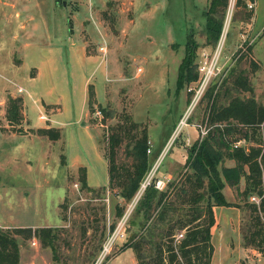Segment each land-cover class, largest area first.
<instances>
[{
    "label": "rangeland",
    "instance_id": "obj_1",
    "mask_svg": "<svg viewBox=\"0 0 264 264\" xmlns=\"http://www.w3.org/2000/svg\"><path fill=\"white\" fill-rule=\"evenodd\" d=\"M65 1L67 7L63 5L57 9L60 16L67 13V16H64L67 22L70 17L69 12L73 9V0ZM257 1L258 30L264 22V0ZM56 3L61 5L60 1L56 0ZM208 3L209 0H161L160 10L163 13L157 11L154 15L156 18L147 20L143 18L139 24L135 23L132 29L129 28L128 43L122 50L128 65L124 64L120 71H112L115 75L113 73L108 75V78H113L120 74L123 82L119 84L116 80L107 82L109 85L106 102L94 107L95 110L100 109L101 116L89 112L87 117V123L94 129L102 155L107 149V138L112 131L111 127L116 124L121 125L124 133L134 132L131 123L137 124L138 130L145 128L151 148L154 145L153 137L156 140L161 139V145L155 147H162L152 148L151 154L148 155L151 164L181 120H184L178 136L159 163L156 172V175L160 172L169 174L171 177L169 183L172 185L176 183L178 185L190 173L184 165L188 149L195 142L199 143L213 127L207 120L211 102L225 105L231 95L237 94V89L232 88L231 83H226L230 74L233 77L242 75L249 79L252 91L241 92L242 97L252 95L257 102L264 104V26L255 34H247L250 20L257 10L254 8L255 4L249 8L248 0H240V2L236 0L230 16L227 14V4L221 33L213 46L206 42L204 12L208 8ZM114 6L109 2L106 6L107 12L117 8ZM107 15L105 21L111 28L119 24L116 14ZM128 16L132 17L130 11ZM169 35L176 45L172 53L173 61L170 63L168 94L160 97L157 94L158 87L152 80L159 71H153L154 75L149 81L146 76L147 67L150 59L156 58V48H161ZM147 38H153L152 42L147 41ZM188 39L195 48L191 66L197 79L189 83L184 82L179 87L178 63L181 64L185 57V43ZM219 43L222 49L217 51ZM145 50L151 53L149 60H141L140 55H136ZM210 58L217 59L215 74L203 92L195 97L194 89L197 88L200 76L199 66ZM102 72L103 69L96 71L95 77L98 79L96 82L102 79ZM5 74L12 76L11 72L5 73L0 70V100L3 101L0 104V229L11 231L16 228L50 227L57 235L52 248L42 247L37 238H27L22 234L14 235L19 244V264H96L107 237L123 220H125L124 237L116 240L110 252L99 264H107L108 259L118 253L124 247V243L130 239L137 241L140 237H144L145 240H150V248L148 244L145 247L146 254L154 249L155 243H164L156 231L154 235L149 232L153 225L157 227L159 224L155 222V212L150 223L146 222L148 223L146 230L141 228L140 223L143 221L141 212L138 213L135 208L140 198L137 197V193L130 202H126L112 192L113 190L108 189L107 185L88 186L90 190L81 187L82 184L78 180L82 175L81 172L66 167L62 140L56 143L50 154L45 153L42 158L41 148L43 147L44 150V145L40 142L42 139L38 136L40 134L35 133L37 129H28L24 116L20 124H12L6 118L8 97H21L20 94L24 93L27 98L28 95L24 89L23 93L18 92L17 87L21 85L15 83L12 77H5ZM53 77L58 90L72 86L73 91L70 96L72 94L77 98L83 74L78 75L73 70H56ZM103 108L106 114L102 111ZM27 114L32 124H36L34 120L39 118L40 112L34 109L28 110ZM223 125L218 124V126ZM203 129L207 131L205 135H202ZM167 130L169 134H165ZM235 137L242 138L238 133L229 138ZM128 138L125 137L118 149L119 162L126 160L124 150ZM257 144L260 145L261 150H264L263 124L256 135H250L246 147ZM65 148V153L68 154L69 143L66 142ZM40 162L45 163L46 170H43ZM231 163L234 161L224 158L220 165L228 166ZM250 201L255 202L251 199ZM240 202L239 198L237 203L239 210L242 206ZM179 209L182 211L183 207L179 206ZM248 213L247 208H244V223L249 219ZM240 233L243 246L242 232ZM260 256L263 257L261 254ZM242 262L235 264H244Z\"/></svg>",
    "mask_w": 264,
    "mask_h": 264
},
{
    "label": "crops",
    "instance_id": "obj_2",
    "mask_svg": "<svg viewBox=\"0 0 264 264\" xmlns=\"http://www.w3.org/2000/svg\"><path fill=\"white\" fill-rule=\"evenodd\" d=\"M109 2L117 8L107 12L106 6ZM255 2L256 10L258 1ZM67 5L66 2L64 6L67 7ZM59 6L63 5H58L56 0H0V70L5 73L6 71L11 72L12 76L10 74L4 76L12 77V80L21 85L30 97L26 98L23 92L20 94L23 101L22 113L28 129H53L57 133L54 139L45 134L38 135L42 138L41 144L44 145V150L43 147L41 148L42 158L45 153L50 154L56 143L62 140L66 167L72 170L84 168L88 186H106L108 184V163L99 150L94 129L87 123L88 87L91 86L94 90L93 107H95L100 106L99 104L103 105L107 100L109 85L107 82L110 80H116L117 84L123 82L117 72L116 77L108 78V75L113 73L112 71L122 70L124 64L128 65L122 53L128 43V29H132L135 23L139 24L143 18L146 20L156 18L154 15L157 11L163 13L160 10L161 0L155 2L148 0H73V9L69 12L70 17L67 22L64 17L67 13L60 16L57 9ZM129 11L132 13L131 18L128 16ZM107 14L117 15L116 20H119V24L114 28H111L105 21ZM258 16L259 10L257 9L250 20L248 35L255 34L263 28L264 22L257 30ZM120 36H122L121 40ZM152 40L153 38H147L149 42ZM166 40L161 48H156V58L150 59L151 53L147 50L136 54L140 55L141 60L150 59L146 74L149 81L154 75L152 72L159 71L154 75L156 78L152 80L158 87L157 94L160 97L168 94L170 63L173 61L172 53L176 45L171 35ZM179 65L180 62L178 69ZM99 69H103L102 79L96 82L98 79L95 73ZM56 70H73L78 75L83 74L77 98L72 94L70 96L73 91L72 86H65V90L64 87L58 90L59 88L55 86L53 75ZM3 83L6 84L5 81ZM2 102L0 100V104ZM34 109L44 116L40 118L39 115V118L34 120L36 124H32L27 114L28 110ZM167 131H164L165 134L170 133L169 130ZM35 133H37L36 130ZM153 141L152 148L162 147H155V145L159 146L161 139L156 140L153 137ZM66 142L70 146L68 154L65 153ZM43 162H40V165L43 170H46ZM232 165L234 163L228 166ZM157 176L168 180L165 186L167 188L170 175L160 172ZM244 186L243 177L238 189L225 183L222 192L225 200L232 203V206H213L215 221L210 229V242L213 247L210 264H235L240 261L244 264L256 262L264 264V257L256 253V250L241 245L240 210L234 204L238 203L239 192ZM159 224L162 225L159 226ZM159 224L157 230L166 226L165 223ZM179 231L174 228L175 238ZM162 255L164 264H169L164 247ZM107 264L139 263L133 248L123 247L108 259Z\"/></svg>",
    "mask_w": 264,
    "mask_h": 264
},
{
    "label": "trees",
    "instance_id": "obj_3",
    "mask_svg": "<svg viewBox=\"0 0 264 264\" xmlns=\"http://www.w3.org/2000/svg\"><path fill=\"white\" fill-rule=\"evenodd\" d=\"M227 4L228 0H209L208 8L204 12L206 42L209 45L214 46L219 39ZM194 56L195 48L188 39L186 54L179 69V87L184 82L189 83L197 79L191 66ZM226 83H231V87L238 92L236 95H231L225 105L211 102L207 120L213 127L199 143L195 142L188 149L184 165L190 173L178 185L168 183L165 190L159 191L151 186L147 187L137 201L135 208L138 213L141 212L142 229L146 230L148 225L146 222L150 223L154 212L155 222L166 225L161 230H157L159 226L153 225L152 230H149L152 235L156 231L164 243H155L154 249L149 250L148 254L144 253L145 247L151 241L145 240L144 237L138 236L140 239L137 241L130 239L124 243V247L133 248L139 264H164L163 247L167 251L169 264H210L213 252L210 229L215 221L213 206H232V203L225 200L222 189L225 183L238 189L242 177L245 180V186L239 192V198L242 205L240 206V231L243 247L254 249L264 257V150H261L259 144L233 147V142L239 139L247 141L250 135L257 134L262 124L264 126V104L257 102L252 95L241 96V92L252 91L247 77L242 75L233 77L230 74ZM22 102L21 97L7 99L6 118L12 124H20L23 119ZM94 102V90L89 86L90 113L95 111ZM102 111L106 114L104 108ZM218 124L224 125L218 126ZM131 125L134 126L133 133H124L120 124L111 127L112 131L107 138L108 144L104 153L108 163L107 187L126 202L133 199L142 178L151 167L146 152L147 130L145 128L138 130V125L135 123ZM36 132L48 135L52 139L57 136L53 129H37ZM236 133L242 138H229ZM125 137H129L124 150L126 160L119 162L117 153ZM224 158L233 160L234 165H220ZM78 170L82 174L78 179L82 184L81 187L90 190L85 179V169L81 167ZM251 196L258 197V202H251ZM234 205L239 206L237 203ZM179 206L183 207L182 211ZM244 208H247L249 212L246 224L243 216ZM174 228L180 230L179 233L182 232L180 238L174 237ZM16 234L39 239L42 247L52 248L57 239L56 233L50 227L16 228L11 231L0 229V264H19V244L14 236Z\"/></svg>",
    "mask_w": 264,
    "mask_h": 264
},
{
    "label": "built area",
    "instance_id": "obj_4",
    "mask_svg": "<svg viewBox=\"0 0 264 264\" xmlns=\"http://www.w3.org/2000/svg\"><path fill=\"white\" fill-rule=\"evenodd\" d=\"M235 2L236 0H228L227 14L229 16L232 13V7L234 6ZM247 4L249 8H252L253 5L255 4V0H248ZM220 49H222L221 43L217 45V51H219ZM216 62H217V59L210 58L209 60L207 59L204 60L203 64L199 66L200 76L198 79L197 88L194 89L196 93L195 97L199 96L203 92V90L206 88V86L212 79L213 74H215ZM17 91L23 92V88L18 86ZM94 114L96 116H101V111L99 109H96L94 111ZM40 118H44V116L40 115ZM184 122H185L184 120H181L179 126H177V128L175 129L173 135L167 140L163 148L160 150L159 154L156 157H154V160L151 164L150 169L146 172V174L141 180L140 187L137 191V197H140L143 191L147 187H150V186L158 190H163L165 188L168 180L166 181V179L164 178L157 177L156 172L158 170L159 163L165 156L171 144H173L174 140L178 136L179 129L181 128ZM206 132L207 131L203 129L202 135H205ZM246 144H247V141L245 139H239L238 141L233 142V147L234 148H238L242 146L246 147ZM146 152L148 155L151 154L152 152L151 145L148 144ZM250 199L255 202H258V199L255 196H251ZM124 226H125V220L120 221L117 227L115 228V230H113L110 233V235L107 237V240L104 246L102 247L99 259L96 264H99L104 259V257L110 252L113 244H115L117 239L124 237V231H123V229H125ZM181 236H182V232L178 234L177 238H180Z\"/></svg>",
    "mask_w": 264,
    "mask_h": 264
},
{
    "label": "water",
    "instance_id": "obj_5",
    "mask_svg": "<svg viewBox=\"0 0 264 264\" xmlns=\"http://www.w3.org/2000/svg\"><path fill=\"white\" fill-rule=\"evenodd\" d=\"M58 2L60 1L62 5H66V1L65 0H57Z\"/></svg>",
    "mask_w": 264,
    "mask_h": 264
}]
</instances>
